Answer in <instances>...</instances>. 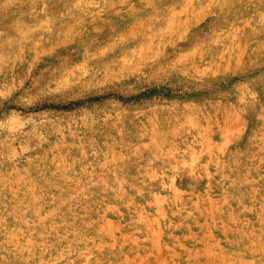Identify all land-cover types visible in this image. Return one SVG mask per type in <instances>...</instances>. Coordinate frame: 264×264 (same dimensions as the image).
Instances as JSON below:
<instances>
[{"label": "rangeland", "instance_id": "rangeland-1", "mask_svg": "<svg viewBox=\"0 0 264 264\" xmlns=\"http://www.w3.org/2000/svg\"><path fill=\"white\" fill-rule=\"evenodd\" d=\"M0 264H264V0H0Z\"/></svg>", "mask_w": 264, "mask_h": 264}, {"label": "bare ground", "instance_id": "bare-ground-1", "mask_svg": "<svg viewBox=\"0 0 264 264\" xmlns=\"http://www.w3.org/2000/svg\"><path fill=\"white\" fill-rule=\"evenodd\" d=\"M193 38V37H192Z\"/></svg>", "mask_w": 264, "mask_h": 264}]
</instances>
